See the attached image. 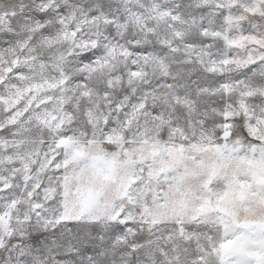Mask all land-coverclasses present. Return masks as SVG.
<instances>
[{
    "label": "snow or ice",
    "instance_id": "1",
    "mask_svg": "<svg viewBox=\"0 0 264 264\" xmlns=\"http://www.w3.org/2000/svg\"><path fill=\"white\" fill-rule=\"evenodd\" d=\"M0 264H264V0H0Z\"/></svg>",
    "mask_w": 264,
    "mask_h": 264
}]
</instances>
